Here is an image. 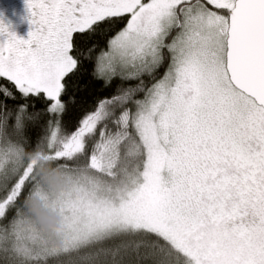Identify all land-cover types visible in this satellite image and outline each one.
Wrapping results in <instances>:
<instances>
[{
	"label": "snow or ice",
	"instance_id": "snow-or-ice-1",
	"mask_svg": "<svg viewBox=\"0 0 264 264\" xmlns=\"http://www.w3.org/2000/svg\"><path fill=\"white\" fill-rule=\"evenodd\" d=\"M26 4L27 39L0 20V264H264V0ZM89 63L110 94L69 128Z\"/></svg>",
	"mask_w": 264,
	"mask_h": 264
},
{
	"label": "trees",
	"instance_id": "trees-1",
	"mask_svg": "<svg viewBox=\"0 0 264 264\" xmlns=\"http://www.w3.org/2000/svg\"><path fill=\"white\" fill-rule=\"evenodd\" d=\"M97 42L96 38L88 40L89 44ZM99 48L104 47V40L99 39ZM97 50V53L99 51ZM93 64L89 63L86 65V72L79 78L73 80V84L78 87H72L69 89V93L75 96V105H69L68 112L64 116V123L69 128H75L77 122L82 116L92 110L95 107V101L103 96L109 95V91L104 89L102 82L94 79L91 75L93 70ZM40 105H38L39 107ZM40 159V157L38 158ZM42 167H46L49 164L41 160ZM42 207V206H41ZM43 208V207H42ZM45 209V208H44Z\"/></svg>",
	"mask_w": 264,
	"mask_h": 264
},
{
	"label": "clouds",
	"instance_id": "clouds-1",
	"mask_svg": "<svg viewBox=\"0 0 264 264\" xmlns=\"http://www.w3.org/2000/svg\"><path fill=\"white\" fill-rule=\"evenodd\" d=\"M35 156L39 158L40 153L37 152ZM39 171L44 181L57 193L65 191L71 185L70 177L61 169L53 168L51 164L40 168ZM27 203L35 219L44 224L47 230L54 231L59 226L61 220L60 215L42 208L39 198L33 197Z\"/></svg>",
	"mask_w": 264,
	"mask_h": 264
},
{
	"label": "rangeland",
	"instance_id": "rangeland-1",
	"mask_svg": "<svg viewBox=\"0 0 264 264\" xmlns=\"http://www.w3.org/2000/svg\"><path fill=\"white\" fill-rule=\"evenodd\" d=\"M3 1V0H2ZM10 2V1H9ZM6 2L0 3V20L9 25L11 30L15 31L19 36L27 39L31 30L29 22V12L27 8L21 7V4H14L16 12L19 14L16 17H10L5 8ZM46 210V209H45Z\"/></svg>",
	"mask_w": 264,
	"mask_h": 264
},
{
	"label": "flooded vegetation",
	"instance_id": "flooded-vegetation-1",
	"mask_svg": "<svg viewBox=\"0 0 264 264\" xmlns=\"http://www.w3.org/2000/svg\"><path fill=\"white\" fill-rule=\"evenodd\" d=\"M3 1L6 2L5 8H6V11L9 13L10 17H16L19 14V12H16L14 4L16 5L18 3V4H21V7L27 8L26 0H3ZM3 1L0 0V3L3 4ZM32 27L33 26L31 25V30H32Z\"/></svg>",
	"mask_w": 264,
	"mask_h": 264
}]
</instances>
